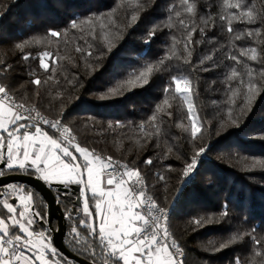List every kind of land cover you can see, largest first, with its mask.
Here are the masks:
<instances>
[{"label": "trees", "instance_id": "obj_1", "mask_svg": "<svg viewBox=\"0 0 264 264\" xmlns=\"http://www.w3.org/2000/svg\"><path fill=\"white\" fill-rule=\"evenodd\" d=\"M249 11L251 23L243 19ZM181 75L200 122L195 138L174 89ZM0 85L21 105L60 120L76 144L138 169L148 193L169 208L182 264H264V0H0ZM24 189L46 220L44 198ZM58 203L68 214L65 246L89 262L116 264L98 228L90 234L81 212L70 215L69 200Z\"/></svg>", "mask_w": 264, "mask_h": 264}, {"label": "snow or ice", "instance_id": "obj_2", "mask_svg": "<svg viewBox=\"0 0 264 264\" xmlns=\"http://www.w3.org/2000/svg\"><path fill=\"white\" fill-rule=\"evenodd\" d=\"M233 7L239 8L240 5L236 4ZM188 11L191 12L192 8L190 7ZM243 19L250 23L254 22L250 11L243 13ZM72 27L75 28L77 25L73 23ZM228 31H233L230 22ZM51 34L60 35L58 32ZM247 35L251 37L253 32H248ZM252 53L250 59L256 60V50L252 49ZM44 57L49 59L51 57L47 52L40 57V66L47 71L50 65L45 62ZM231 58L237 59L235 56ZM236 76L237 73L233 70L229 79ZM33 83L40 85L41 81L37 78ZM174 89L181 95L191 91L187 84L182 86L181 79L174 80ZM168 90L165 89L166 92ZM22 108L23 105H17L5 87L0 86V133H5L8 137L5 144L4 135H0V162L6 165L7 170L11 172L18 169L27 174L29 169H33L37 178L43 180L49 187L52 186L53 180L63 185L66 190L73 184L82 186L80 197L83 198V214L87 217V221L81 219L79 224L87 227L93 235L97 234L98 228L99 244L114 258L116 264L120 261L123 264H178L172 251L175 249L178 252V245L175 240H172L171 244L167 243L169 233L159 224L160 215H163L165 210L159 208L151 197H146L143 181L140 179L141 172L118 162L113 163L110 156L106 158L97 156L94 151L90 152L79 144H75L74 148L82 158L83 164L76 163L77 157L69 147L62 146L65 142L72 144L74 137L71 136V130L62 127L60 120L53 122L40 117L39 113L35 116L31 114L24 116L21 112ZM191 109L192 106L189 105L190 115ZM38 119L42 124L49 125L58 132L63 139L58 142L44 131L39 123L22 122H34ZM32 128L34 131L31 130ZM200 131L201 129L193 123L191 129L193 138ZM5 147L6 156L3 151ZM205 151V148H201L196 156L191 158L183 172L185 178H188L198 167V158ZM5 174V171H0V177ZM102 178L103 187H101ZM24 191L23 186L14 183L0 188V194L5 197L0 199V205L8 214L6 218H0V264H53V261L48 259V255L55 257L59 253L51 246V241L44 231H34L37 223L35 218L43 220L44 217L40 212L30 210L29 201L32 199V193H29L27 198L23 195L19 197L20 211L9 202L8 197L12 194ZM89 191L91 197L96 200L95 226L93 211L89 207L87 195ZM17 230L19 234H14ZM71 232L78 235L76 227H72ZM255 243L259 245L261 242L257 240ZM55 264H60V261H55Z\"/></svg>", "mask_w": 264, "mask_h": 264}, {"label": "water", "instance_id": "obj_3", "mask_svg": "<svg viewBox=\"0 0 264 264\" xmlns=\"http://www.w3.org/2000/svg\"><path fill=\"white\" fill-rule=\"evenodd\" d=\"M4 167L5 164L0 162V169L2 170ZM9 183H22L30 186L44 198L47 216L46 220H40L39 224L49 230L52 245L59 253L77 264H95L71 252L63 242L68 214H64L58 200L60 198L69 200L74 205L70 211V215L77 216L79 214L78 207L81 206L79 185L73 184L66 190L63 185L52 182V186L49 187L47 183L38 179L37 176L20 172L7 173L5 176L0 177V187ZM69 192L71 193L70 195L68 194ZM53 220L56 221V226H53Z\"/></svg>", "mask_w": 264, "mask_h": 264}, {"label": "built area", "instance_id": "obj_4", "mask_svg": "<svg viewBox=\"0 0 264 264\" xmlns=\"http://www.w3.org/2000/svg\"><path fill=\"white\" fill-rule=\"evenodd\" d=\"M1 86V85H0ZM6 89V88H5ZM7 91H8V89H6ZM8 93H9V95H10V97L15 101V103L17 104V105H21L20 103H18L15 99H14V97L10 94V92L8 91ZM7 103V102H6ZM21 112L24 114V116H28L29 114H31V115H33V116H35L36 115V113H39L40 114V117H43V118H45V119H48V120H51V121H53V122H55L56 120H58V119H52V118H49L48 116H46L45 114H43L42 112H39V111H37V110H35L33 107H31V106H24L23 105V108L21 109ZM28 122H32V123H39L40 125H42V126H44V127H46V128H48L49 130H51L54 134H56L61 140L63 139V137L62 136H60V134L58 133V132H56L55 130H53L49 125H44V124H42V121L41 120H36V121H28ZM61 125H62V127H66L64 124H62L61 123ZM67 128V127H66ZM71 136L72 137H74V140L72 141V144H76L77 142H76V136L73 134V133H71ZM102 158H106V157H102ZM113 160V159H112ZM119 163V164H124L123 162H120V161H117V160H113V163ZM124 165H126V164H124ZM0 171H2L1 169H0ZM140 179L143 181V190L145 191V193H146V197H151L153 200H154V198L148 193V191H147V187H146V184H145V182H144V180L140 177ZM14 184H17L18 186H23L24 187V184H22V183H14ZM7 185V184H6ZM6 185H4V186H1L0 188H3V187H6ZM5 197L3 196V194H0V199H4ZM8 198H13V199H15L16 201H18V202H20V200H19V198H17V193L16 194H12V196H10V197H8ZM155 201V200H154ZM156 202V201H155ZM157 204V203H156ZM157 206L159 207V208H163L165 211H164V214L163 215H160V219H159V224H160V226H161V228L162 229H166L167 230V232L169 233V237H168V239H167V243L168 244H171V242H172V240H173V238H172V234H171V230H170V224H169V208H166V207H162V206H159L158 204H157ZM30 210H33L32 209V205H30ZM43 228V227H42ZM44 230H46L47 228L46 227H44L43 228ZM38 232V231H37ZM178 248H179V251L177 252L175 249H172V251L174 252V254H175V259H176V261L178 262V264H182V260H183V257H184V252H183V250H182V248L181 247H179L178 246Z\"/></svg>", "mask_w": 264, "mask_h": 264}, {"label": "crops", "instance_id": "obj_5", "mask_svg": "<svg viewBox=\"0 0 264 264\" xmlns=\"http://www.w3.org/2000/svg\"><path fill=\"white\" fill-rule=\"evenodd\" d=\"M22 122H24V123H28V124H33L32 122H28V121H22ZM40 126H41V125H40ZM41 127L43 128V126H41ZM25 130H27V129H25ZM31 130L34 131V128H32ZM43 130L46 131L45 128H43ZM22 131H24V130H22ZM46 132H48V131H46ZM48 134L51 135L54 139H57L58 142L60 141V139L54 137V136H53L52 134H50L49 132H48ZM0 135H4V137H5V144H6V142H7V138H8V137H7V134H5V133H0ZM74 145H75V144H67V142H65V145H62V146H68L69 149H70V151H72L73 154L77 157L76 163L83 164V160H82V158L80 157V155H79L78 153L75 152ZM3 151H4L5 156H6V152H7L6 147H5V149H4ZM100 157H101V156H100ZM91 158H93V157H90V159H91ZM65 162H68V161H65ZM5 167H6V165H5ZM30 170L33 171V172L35 173V171H34L33 169H30ZM79 170H80V171H83V169H79ZM35 174H36V173H35ZM84 178H85V179L87 178L86 173H85V177H84ZM52 182H56V181L53 180ZM103 186H104V183H103V178H102V179H101V187H103ZM81 187H82V186L79 185V190H80ZM87 193L91 195L90 191L87 192ZM28 194H29V193H28V192H25V191L22 192V193H17V198H19L21 195H23V196H25V198H27ZM9 201H10L11 203H13L14 206L17 207L18 211L21 210V209L19 208V204H20V202L16 201V200L13 199V198H9ZM95 203H96V200L94 199V206H95ZM29 205H31V201H29ZM105 207H106V205H105ZM78 210H79V213L81 212V214H82V218H83L84 220L87 221V217H85L84 214H83V198H81V206L78 207ZM0 218H2V217L0 216ZM54 221H55V220H53V222H54ZM6 222H7V221H6ZM93 222L95 223V211H94V209H93ZM55 223H56V221H55ZM40 231H44L45 234H46V236H48L49 239H50V241H51L50 235L47 233V232L49 231L48 229L44 230V229L42 228L41 230H38V232H40ZM35 232H37V231H35ZM51 246L53 247L52 242H51ZM48 259L51 260V261H53V264H55V261H57V260L60 261V264H63L62 261H61L58 257H56V256L53 257L51 254L48 255ZM120 264H123V262L120 261Z\"/></svg>", "mask_w": 264, "mask_h": 264}, {"label": "rangeland", "instance_id": "obj_6", "mask_svg": "<svg viewBox=\"0 0 264 264\" xmlns=\"http://www.w3.org/2000/svg\"><path fill=\"white\" fill-rule=\"evenodd\" d=\"M175 79H181L182 86L187 84V86L190 88V81L188 80V78L186 76L181 75V76L175 77L174 80ZM180 96L183 98V100H184V102L186 104L187 110L189 108V105L192 106V109H191L192 114L191 115H190L189 110H188L192 125H193V123H195L197 125V127L200 128V122H199V119H198L197 112H196V110L194 108V105H193L191 91L188 94H186V95H181L180 94Z\"/></svg>", "mask_w": 264, "mask_h": 264}]
</instances>
